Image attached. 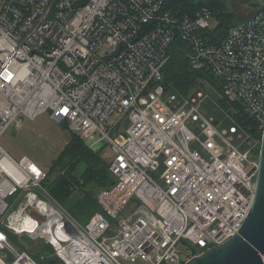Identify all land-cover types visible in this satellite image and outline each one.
<instances>
[{"label":"built area","instance_id":"built-area-1","mask_svg":"<svg viewBox=\"0 0 264 264\" xmlns=\"http://www.w3.org/2000/svg\"><path fill=\"white\" fill-rule=\"evenodd\" d=\"M167 1L0 0V264H41L9 234L51 245L63 264H186L239 234L264 134V11L213 44L209 7L175 14ZM177 38L229 109L165 81ZM44 114L114 154L115 183L86 224L51 195L45 168L1 145Z\"/></svg>","mask_w":264,"mask_h":264},{"label":"trees","instance_id":"trees-1","mask_svg":"<svg viewBox=\"0 0 264 264\" xmlns=\"http://www.w3.org/2000/svg\"><path fill=\"white\" fill-rule=\"evenodd\" d=\"M202 6L212 10L217 22L216 28L206 34L207 39L210 43L220 44L235 24V15L228 10L224 0H168L165 9L175 14L194 15ZM189 51L190 48L185 42L179 38L175 40L171 47V60L164 69L165 81L173 86L174 91L184 94H189L194 86L199 84L205 89L203 83L205 80L211 82L216 90L221 92L220 85L213 75L208 71H196L192 68L187 56ZM220 105L229 109L223 98L220 99ZM241 112L242 116L237 114L236 119L245 127L254 128V122L242 108ZM62 128L68 131L66 125H62ZM71 135L64 150L52 162V165L46 168L49 176L46 186L51 195L66 210L80 223L86 224L95 213L101 210L97 191L110 188L115 181L110 173V164L102 159L100 152L92 151L78 135L73 133ZM254 135L259 137L257 132ZM9 238L21 250L28 251L41 264H63L55 257L54 249L49 244L41 241L40 244L27 250L20 245L17 236L9 234ZM42 256H44L43 260ZM13 260L14 258L11 257L9 262Z\"/></svg>","mask_w":264,"mask_h":264},{"label":"rangeland","instance_id":"rangeland-1","mask_svg":"<svg viewBox=\"0 0 264 264\" xmlns=\"http://www.w3.org/2000/svg\"><path fill=\"white\" fill-rule=\"evenodd\" d=\"M247 1L249 0H224L228 10L235 15V23L239 19L251 15L253 12L244 9L243 4ZM212 25L217 26L215 19L212 20ZM199 85H195L189 94H192ZM205 89L206 92L214 98L215 102L220 103L221 95L212 85L205 84ZM209 114H212V112ZM116 119L117 116H114L110 122L113 123ZM71 136V133L64 130L61 125L52 122L48 114H44L36 121H26L24 127L21 129H14V127H12L2 138L1 145L15 158L28 155L46 169L52 165V162L64 150ZM100 155L107 164H111L114 158V154L110 147L103 149ZM53 175L54 178L56 173ZM101 190H98L97 194H99ZM17 237L19 238L18 242L20 245L27 250L41 243L40 241H32L27 237ZM2 252L3 251L0 250V255ZM138 264L146 263L140 261Z\"/></svg>","mask_w":264,"mask_h":264},{"label":"water","instance_id":"water-1","mask_svg":"<svg viewBox=\"0 0 264 264\" xmlns=\"http://www.w3.org/2000/svg\"><path fill=\"white\" fill-rule=\"evenodd\" d=\"M243 7L251 11H264V0H252ZM186 264H264V134L255 197L239 234Z\"/></svg>","mask_w":264,"mask_h":264},{"label":"bare ground","instance_id":"bare-ground-1","mask_svg":"<svg viewBox=\"0 0 264 264\" xmlns=\"http://www.w3.org/2000/svg\"><path fill=\"white\" fill-rule=\"evenodd\" d=\"M26 227H32V224L30 222L27 221V223L25 224Z\"/></svg>","mask_w":264,"mask_h":264},{"label":"flooded vegetation","instance_id":"flooded-vegetation-1","mask_svg":"<svg viewBox=\"0 0 264 264\" xmlns=\"http://www.w3.org/2000/svg\"><path fill=\"white\" fill-rule=\"evenodd\" d=\"M251 1H252V0H249V1L245 2L244 4H247V3L251 2ZM244 4H243V5H244Z\"/></svg>","mask_w":264,"mask_h":264},{"label":"snow or ice","instance_id":"snow-or-ice-1","mask_svg":"<svg viewBox=\"0 0 264 264\" xmlns=\"http://www.w3.org/2000/svg\"><path fill=\"white\" fill-rule=\"evenodd\" d=\"M0 238H2V237H0Z\"/></svg>","mask_w":264,"mask_h":264}]
</instances>
